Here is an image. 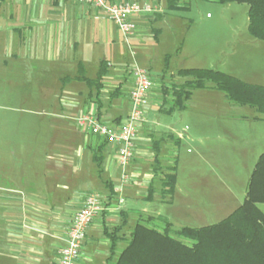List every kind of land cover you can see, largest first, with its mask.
I'll return each mask as SVG.
<instances>
[{
    "label": "crops",
    "instance_id": "0c3cea01",
    "mask_svg": "<svg viewBox=\"0 0 264 264\" xmlns=\"http://www.w3.org/2000/svg\"><path fill=\"white\" fill-rule=\"evenodd\" d=\"M109 1L134 2L142 7L148 6L150 10L131 17L136 29L131 36L125 37L114 24L98 16L91 6L73 0H0V46L4 58L16 63L21 56L25 57L29 61L22 60L27 63L25 66L30 72L39 71L46 85L59 90V109L69 116L66 118L73 120L79 115L91 114L103 124L118 128L130 111L129 93L133 81L130 70L121 68V72L112 71L113 61L123 63L120 39L116 33H121L128 44L141 52L143 60L152 63L155 62L157 49L172 41L177 31L187 24L185 18L180 16L183 11L168 10V0ZM181 4H188L187 0H181ZM218 53L222 54L223 50ZM166 55L169 56L167 67ZM170 59L171 54L164 55L163 66L159 67L161 73L157 74L158 85L152 81L144 119L137 126L133 141V158L126 168V184H121L117 146L105 144L102 150V174L99 175L92 157L94 150L104 140L83 130L75 132V128L63 119L57 122L58 127L49 136L52 148L45 154L43 183L40 187L32 181L28 182L21 172L17 176L19 180H16L11 170H0V178L1 173L5 174L4 181H0V264H58L59 253L66 245L74 214L81 207L83 197L92 192L105 198L104 209L86 230L77 264H106L110 242L105 230L111 232L126 220V226L119 232L121 240L117 244V257L124 248V234H130L139 216L144 218L143 215L147 214L145 209L139 211L138 204L151 203L159 197L161 203L167 202L161 196L162 175H157V171L164 172L163 167L167 162L165 157L170 155L174 146L180 144L184 134L191 140L203 139L195 136L193 122H185L182 134L172 124H163L159 117V108L164 102L160 98L161 83H167L168 75L181 79L179 84L174 85H181L185 81L177 76L178 71L169 74ZM102 61L107 63L108 72L102 80L98 103L95 92L90 91L85 83L76 80L64 83V78L79 75V66L86 78L88 71L92 70L94 76L88 79H94ZM206 90L194 91L183 111L169 112L171 106L164 113L165 116L188 111L196 124L204 126L208 117L215 116L207 109L236 105L222 92ZM197 92L204 93L201 96L205 98L196 107H191L189 104ZM209 92L213 95L222 93L224 98L215 96L211 98L216 101L207 102L206 95ZM97 107H100L99 113ZM231 118L234 117L231 115ZM235 121L255 123L264 121V117L255 115L239 118L235 115ZM154 132H157L156 136L160 133L164 135L153 139ZM105 182L111 183L113 187L114 196L110 201L107 200L109 192ZM119 188L121 192L117 193ZM150 189L151 199L147 201ZM146 216L156 218L161 215Z\"/></svg>",
    "mask_w": 264,
    "mask_h": 264
},
{
    "label": "rangeland",
    "instance_id": "374dc122",
    "mask_svg": "<svg viewBox=\"0 0 264 264\" xmlns=\"http://www.w3.org/2000/svg\"><path fill=\"white\" fill-rule=\"evenodd\" d=\"M187 3L189 10L180 13L187 26L178 30L172 41L157 49L155 62L143 60L141 52L128 44L121 33H116L120 39L123 63L113 61L112 71L121 72L123 68L130 70L131 74L135 66L143 67L148 69L151 80L158 85L159 67L163 66V57L168 53L171 54L169 74L183 68L212 69L246 83L264 86V42L248 34L247 5H219L206 0H187ZM221 49L222 54L218 53ZM4 56L0 46V170H11L16 180H19L17 176L21 172L28 182L40 187L45 154L52 148L49 136L58 127L57 122L63 119L75 128V132L81 129L74 119L66 118L69 116L60 111L59 90L46 85L39 71L33 73L26 68L25 62L29 60L21 56L13 63ZM93 76L89 70L87 77ZM130 78L133 81L132 75ZM179 81L180 78L168 75L167 83H161L160 98L164 102L159 108V117L163 124H172L181 133L185 122H193L195 136L203 139L191 140L184 134L180 144L165 157L164 172L157 171L160 176L175 167L177 182L172 199L166 197L164 199L168 201L161 203L158 196L151 203L141 202L137 206L140 212L145 209L147 214L141 213L145 217L161 215L170 222L172 237H177L176 232L183 227L216 224L240 206L254 165L264 152V121H235V115L239 118L263 117L249 107L233 105L231 108L207 109L215 116L208 117L204 126L196 124L188 111L165 116L164 113L173 105L171 86L179 84ZM208 86L212 87V84ZM202 94L195 93L189 106L196 107L203 102L205 97ZM207 94L213 95L211 92ZM208 95L207 102L216 101L211 98L215 96L224 98L219 92ZM199 127L204 128L201 130ZM155 134L157 132L153 133V139L164 135L160 133L157 137ZM1 176L2 182L5 174L1 173ZM153 225L160 230L164 226L158 221ZM124 236L122 246L126 245L129 234Z\"/></svg>",
    "mask_w": 264,
    "mask_h": 264
},
{
    "label": "trees",
    "instance_id": "16d2710c",
    "mask_svg": "<svg viewBox=\"0 0 264 264\" xmlns=\"http://www.w3.org/2000/svg\"><path fill=\"white\" fill-rule=\"evenodd\" d=\"M219 5L229 3L247 5L248 34L264 42V0H206ZM168 10L187 11L188 4L181 0H168ZM169 56H165V67ZM108 72V65L99 64L96 77L88 79L79 66V75L66 77L64 83L72 80L86 84L95 92L99 102L102 80ZM177 76L184 78L181 85L171 86L173 105L169 112L183 111L185 103L192 93L198 90L214 89L238 106H246L264 117V86L243 82L237 77L212 69H180ZM208 84H212L209 87ZM167 92V91H166ZM99 113L100 107H97ZM103 141L93 152L99 175L102 174ZM155 162L157 159L155 158ZM176 169L172 167L162 174L161 196L172 199L176 185ZM108 188V201L114 196L112 184L105 182ZM151 191V192H150ZM152 189L149 190L150 201ZM168 201V200H167ZM164 224L160 230L153 223ZM126 220L111 232L105 230L109 239V257L106 264H264V152L258 157L249 177L245 198L230 215L220 222L198 228L183 227L171 235V224L161 216L140 217L131 230L124 248L118 253L117 244L121 240L119 232L126 226ZM115 258V259H114Z\"/></svg>",
    "mask_w": 264,
    "mask_h": 264
},
{
    "label": "built area",
    "instance_id": "2783aa9c",
    "mask_svg": "<svg viewBox=\"0 0 264 264\" xmlns=\"http://www.w3.org/2000/svg\"><path fill=\"white\" fill-rule=\"evenodd\" d=\"M91 6L101 18L107 19L125 36H131L136 24L131 20L133 15L148 12V6H140L134 2L113 3L109 0H73ZM133 85L129 93L130 111L125 121L118 128L103 124L96 116L83 114L77 116L75 124L83 131L99 137L107 144L117 146V163L121 170V184L128 182L126 168L133 158V141L137 126L143 121L148 105V94L152 88L149 72L135 66L131 70ZM117 193L121 189L116 190ZM122 201L120 200V203ZM104 209V199L98 193H90L84 197L79 210L74 214L67 232L66 245L59 253L58 264H77L83 246L86 230L94 218Z\"/></svg>",
    "mask_w": 264,
    "mask_h": 264
}]
</instances>
